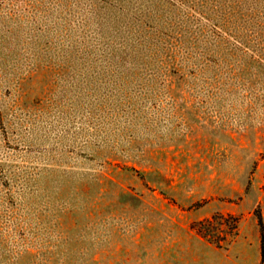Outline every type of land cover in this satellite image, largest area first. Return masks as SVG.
Wrapping results in <instances>:
<instances>
[{"label": "rangeland", "instance_id": "obj_1", "mask_svg": "<svg viewBox=\"0 0 264 264\" xmlns=\"http://www.w3.org/2000/svg\"><path fill=\"white\" fill-rule=\"evenodd\" d=\"M0 264H264V0H0Z\"/></svg>", "mask_w": 264, "mask_h": 264}, {"label": "trees", "instance_id": "obj_2", "mask_svg": "<svg viewBox=\"0 0 264 264\" xmlns=\"http://www.w3.org/2000/svg\"><path fill=\"white\" fill-rule=\"evenodd\" d=\"M259 219H260V217H259V215H258V221H260Z\"/></svg>", "mask_w": 264, "mask_h": 264}]
</instances>
